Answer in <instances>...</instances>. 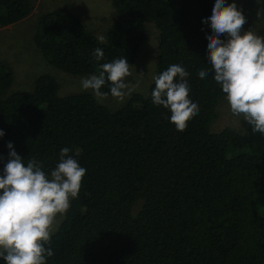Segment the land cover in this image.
<instances>
[{
    "label": "trees",
    "instance_id": "16d2710c",
    "mask_svg": "<svg viewBox=\"0 0 264 264\" xmlns=\"http://www.w3.org/2000/svg\"><path fill=\"white\" fill-rule=\"evenodd\" d=\"M213 4L112 0L114 19L103 42L66 8L37 17L35 45L72 75L98 74L117 58L132 64L144 21L153 22L156 76L182 65L190 74L189 98L199 105L182 132L167 109L152 103L154 81L146 94L133 93L112 111L91 93L58 96L50 75L39 76L31 91L6 95L12 72L0 62V173L9 142L25 165L35 157L46 173L64 147L87 170L46 245L54 253L47 264H264V135L248 123L240 132L211 133L214 107L225 94L212 74H197L211 72L206 37L212 32L202 21ZM32 8L30 0H0V27L27 18ZM98 47L99 62L92 55Z\"/></svg>",
    "mask_w": 264,
    "mask_h": 264
},
{
    "label": "clouds",
    "instance_id": "9594fccd",
    "mask_svg": "<svg viewBox=\"0 0 264 264\" xmlns=\"http://www.w3.org/2000/svg\"><path fill=\"white\" fill-rule=\"evenodd\" d=\"M264 9L257 11V16ZM203 23L209 24L207 35L208 69L198 71L200 79L213 75L235 116H243L254 133L264 135V36L251 29L235 0H214L211 15ZM221 37H225L222 39ZM104 36L99 40L104 41ZM99 62L104 52L98 47L92 54ZM132 75L127 58H117L99 66L98 74L81 79L84 90H91L96 98L109 94L118 102L134 90L127 83ZM189 72L180 64H172L153 77L152 103L170 112V122L184 131L187 122L199 113V105L189 98ZM139 82H137L138 86ZM107 85L108 91H102ZM5 135L0 130V137ZM7 162L0 173V259L4 264H47L53 256L51 236L57 217H62L77 198L86 168L61 148L59 162L50 172L44 171L43 161L33 157L25 165L9 142ZM3 160V157H0Z\"/></svg>",
    "mask_w": 264,
    "mask_h": 264
},
{
    "label": "rangeland",
    "instance_id": "374dc122",
    "mask_svg": "<svg viewBox=\"0 0 264 264\" xmlns=\"http://www.w3.org/2000/svg\"><path fill=\"white\" fill-rule=\"evenodd\" d=\"M33 8L30 15L13 25L0 27V62L12 72V83L5 94L19 91H31L35 80L41 75L53 76L58 82V96H68L77 93H91L99 104L114 111L119 109L133 93L146 94L149 86L156 76V60L158 52L157 29L153 22L144 21L145 37L139 51L130 64L132 75L127 78V83L134 90L123 102H118L112 96L104 99L95 97L91 90H84L81 79L89 75H72L52 66L43 57L34 42V31L37 17L40 13L56 8H66L73 12L83 23L85 28L97 38L104 36L114 19L112 0H30ZM233 0H226V4ZM239 10H242L247 23L244 31L251 29L257 35L264 36V14L257 16V11L264 9V0H235ZM104 39V41H105ZM137 82H139L137 86ZM247 122L243 116H235L230 111V106L223 96L214 107V116L209 124L211 133L223 129L240 132L246 127ZM242 132V131H241ZM231 151L229 154H235ZM66 214V213H65ZM57 217L58 223L65 217Z\"/></svg>",
    "mask_w": 264,
    "mask_h": 264
},
{
    "label": "crops",
    "instance_id": "0c3cea01",
    "mask_svg": "<svg viewBox=\"0 0 264 264\" xmlns=\"http://www.w3.org/2000/svg\"><path fill=\"white\" fill-rule=\"evenodd\" d=\"M26 19V18H25ZM24 20V19H23Z\"/></svg>",
    "mask_w": 264,
    "mask_h": 264
}]
</instances>
